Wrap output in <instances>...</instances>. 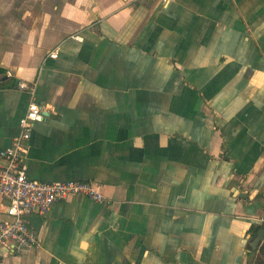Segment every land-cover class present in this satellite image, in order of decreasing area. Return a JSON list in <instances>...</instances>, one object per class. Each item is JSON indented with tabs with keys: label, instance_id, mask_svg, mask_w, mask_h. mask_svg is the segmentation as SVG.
<instances>
[{
	"label": "crops",
	"instance_id": "0c3cea01",
	"mask_svg": "<svg viewBox=\"0 0 264 264\" xmlns=\"http://www.w3.org/2000/svg\"><path fill=\"white\" fill-rule=\"evenodd\" d=\"M18 82L45 114L27 177L95 181L110 204L33 214L39 245L0 264L253 263L264 0H0V151L29 101Z\"/></svg>",
	"mask_w": 264,
	"mask_h": 264
},
{
	"label": "built area",
	"instance_id": "2783aa9c",
	"mask_svg": "<svg viewBox=\"0 0 264 264\" xmlns=\"http://www.w3.org/2000/svg\"><path fill=\"white\" fill-rule=\"evenodd\" d=\"M48 56L56 59L57 50ZM16 87L28 94L29 101L18 120V134L0 151V199L5 203L0 218V248L24 256L39 245V238L30 226L33 214L43 216L54 203L72 196L102 204H110V199L103 194L102 185L95 181L39 182L27 177L25 158L31 131L45 114L34 99V83L18 82Z\"/></svg>",
	"mask_w": 264,
	"mask_h": 264
},
{
	"label": "water",
	"instance_id": "95a60500",
	"mask_svg": "<svg viewBox=\"0 0 264 264\" xmlns=\"http://www.w3.org/2000/svg\"><path fill=\"white\" fill-rule=\"evenodd\" d=\"M240 195H241L240 197H246V196H242V194ZM263 238H264V224L253 238L252 244H250L251 249L256 250Z\"/></svg>",
	"mask_w": 264,
	"mask_h": 264
},
{
	"label": "trees",
	"instance_id": "16d2710c",
	"mask_svg": "<svg viewBox=\"0 0 264 264\" xmlns=\"http://www.w3.org/2000/svg\"><path fill=\"white\" fill-rule=\"evenodd\" d=\"M256 231L258 232L259 228H257ZM260 243L261 244L258 247V255L252 264H264V238L262 239Z\"/></svg>",
	"mask_w": 264,
	"mask_h": 264
}]
</instances>
